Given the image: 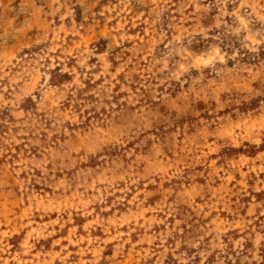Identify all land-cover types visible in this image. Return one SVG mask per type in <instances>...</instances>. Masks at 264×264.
<instances>
[{
    "label": "rangeland",
    "instance_id": "1",
    "mask_svg": "<svg viewBox=\"0 0 264 264\" xmlns=\"http://www.w3.org/2000/svg\"><path fill=\"white\" fill-rule=\"evenodd\" d=\"M0 264H264V0H0Z\"/></svg>",
    "mask_w": 264,
    "mask_h": 264
}]
</instances>
